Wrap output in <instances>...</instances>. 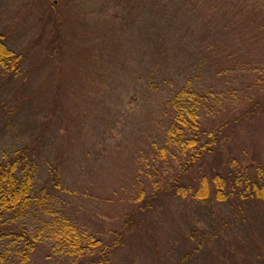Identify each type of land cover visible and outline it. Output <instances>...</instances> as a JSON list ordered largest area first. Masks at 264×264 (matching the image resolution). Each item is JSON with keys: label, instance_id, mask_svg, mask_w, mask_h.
Returning a JSON list of instances; mask_svg holds the SVG:
<instances>
[{"label": "rangeland", "instance_id": "obj_1", "mask_svg": "<svg viewBox=\"0 0 264 264\" xmlns=\"http://www.w3.org/2000/svg\"><path fill=\"white\" fill-rule=\"evenodd\" d=\"M151 5L0 0V35L22 56L17 71L0 67V151L36 146L35 197L14 227L40 242L27 252L23 238L5 231L1 264H77L54 247L52 218L104 236L123 230L138 189V157H153L151 143L161 144L166 127L165 102L188 79L210 92L201 115L208 126L257 104L242 117L231 154L264 164V1L207 6L209 17L234 27L217 36L226 42L218 61L192 62L180 73L165 42L141 33ZM188 54L179 53L178 62H189ZM124 232L112 264H264V198L240 205L165 194ZM238 246L240 254L229 253Z\"/></svg>", "mask_w": 264, "mask_h": 264}, {"label": "trees", "instance_id": "obj_2", "mask_svg": "<svg viewBox=\"0 0 264 264\" xmlns=\"http://www.w3.org/2000/svg\"><path fill=\"white\" fill-rule=\"evenodd\" d=\"M238 1L150 0L152 5L146 16L148 22L141 33L150 39L156 37L161 43L165 42L163 51L177 63L172 69L179 73L188 69L192 62L196 65L199 60H202L201 63H214L218 61L221 47L226 43L224 40L234 24L220 23L214 16L209 17L207 10L210 7L207 6H218L220 2L223 6H231ZM205 16L208 18L200 21ZM263 24H259L260 27ZM244 25L249 29L253 24ZM220 32L224 33V40L217 38ZM2 38L0 35V67L12 73L18 70L22 56L8 48ZM186 52H189V62H178V54ZM209 93L191 84L188 79L166 100V127L161 144L156 145L155 141L151 143L153 157H138L135 174L139 184L135 195L131 196L132 208L124 211L125 228L117 234L113 230L104 236L81 228L78 230L63 217H58L62 224L56 222L57 218H52L51 225L56 224L52 227L54 247L58 251L74 256L78 259L77 264H112L124 231H133L139 225L140 217L153 211L155 204L165 194L190 195L203 202L232 198L240 205L252 199L264 198V164L254 161L255 158L242 163L231 154V145L242 117L254 113L257 104H251V109L236 112L237 116L234 113L222 119L218 125L208 126L201 120V115ZM35 156L36 146L32 142L13 152L0 151V237L4 236L5 231L12 230L24 239L27 252L40 242L26 228L14 227V220L29 213L35 195L32 194L37 178ZM176 159L178 165L174 166ZM225 241L228 245L227 238ZM239 249L240 246L238 250L229 249V253L240 254ZM24 257L25 253L20 256V261ZM3 258L0 255V264Z\"/></svg>", "mask_w": 264, "mask_h": 264}]
</instances>
